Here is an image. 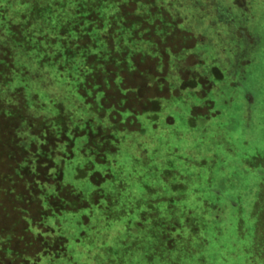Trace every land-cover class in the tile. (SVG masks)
Segmentation results:
<instances>
[{
  "label": "rangeland",
  "instance_id": "374dc122",
  "mask_svg": "<svg viewBox=\"0 0 264 264\" xmlns=\"http://www.w3.org/2000/svg\"><path fill=\"white\" fill-rule=\"evenodd\" d=\"M103 96L96 111L101 135L90 147L80 144L98 148L99 156L88 164V179H64L96 205L78 213L49 209L59 181L46 159L62 132L54 121L59 105L66 118L93 119L85 104ZM127 109L153 122L145 134L141 123L119 116ZM119 120L127 126L116 133ZM162 133L177 138L169 152H156L152 136ZM260 165L264 0H0V264H14L8 253L23 248L35 261L44 245L37 264H61L58 235L69 264L82 259L83 251L70 248L82 237L102 264L106 257L115 264H250L264 228ZM162 179L171 190L189 179L203 187L200 194L183 191L192 202L178 213L191 228L171 223L160 239L177 248L167 253L155 241L160 219L153 212L178 193L164 194ZM205 185L221 200L206 202ZM32 196L50 213L37 212ZM205 204L209 213L202 214ZM230 205L236 208L226 211Z\"/></svg>",
  "mask_w": 264,
  "mask_h": 264
},
{
  "label": "trees",
  "instance_id": "16d2710c",
  "mask_svg": "<svg viewBox=\"0 0 264 264\" xmlns=\"http://www.w3.org/2000/svg\"><path fill=\"white\" fill-rule=\"evenodd\" d=\"M59 55L60 54H58V56ZM38 64H40V63H38ZM32 72H34V70ZM46 72L47 71L45 70V73ZM36 73L40 74V71L38 69H36ZM101 96H102V94H101ZM101 101L102 102L105 101L104 100V96H103L102 99H101V97H100V99H95L94 98L92 102H86V104H85L86 108H87V106L91 107L92 112H93L92 114L94 116L93 119L99 118V116L97 114L98 112H96V111L99 109L100 106L103 105V103L101 104ZM76 103H78V102H77L76 99H74L73 105L75 106ZM59 106H60L59 107V111L60 112H58V114L55 117L54 121H55V124L58 127V129H60V131H62L63 133L61 132L58 135V137H57L58 138L57 150L54 152L53 157L51 159L48 158V157L46 159L45 156L40 157L41 159L43 158V159L47 160L48 166H52L51 168L54 170V173H53L54 177H57V179L59 181V185L56 187V194H57V198H55L56 203H54L52 205L53 207L49 203V206H50L49 209L55 208V209H57V212H62V213L63 212L78 213L81 210H86L91 205L95 206L96 203H95V201L88 202V199L84 198V196L82 194L73 193L70 190L69 182H66L64 179L66 177H68L69 174L71 175L72 179L77 180V181L88 179V172H89L88 169H87L88 168V164H90L94 159H96L99 156V152H97L98 148H92L91 151H90V150H88L86 148H82L84 146H80V144H82V143L89 144V146H87V147H90L93 144L92 143L93 141L90 143V140L91 139L93 140L95 136L101 135L100 134V132L102 131L101 126L104 123V120L103 119H97V122L93 123L94 120L90 119V117H87V118L86 117H83V118L77 117V120H76V118H75V120H74V118L72 119V117L66 118L63 115V113H64L63 105L60 103ZM115 112L118 113L119 111H115ZM124 113H127V114L125 116H123L122 111L119 112V116H121L122 118L124 117V119L125 118H131L130 120L133 122V124L136 123V122L137 123H141L142 134L144 133V130L148 127V124H153V122L152 123L149 122L147 124L144 120H142V119L139 120L137 117H139L140 114H136L132 110L127 109ZM212 119L211 120H212V126H213L214 125V121L216 119L215 120H214V118H212ZM51 123H52V121H51ZM46 124H49V123H46ZM116 124L117 125H119V124L121 125V126H119V129L115 128L116 129L115 132L117 133V132H120L121 130L125 129V127L127 126V121L125 123H123V121L119 120V122L118 123L116 122ZM74 128L78 131V133L75 134V135L74 134L73 135H68L67 133H70L71 130L73 132ZM214 129L215 128H213V130ZM64 131H65V133H64ZM168 131L175 132L176 129H173L172 127L168 126ZM214 131H213V133H214ZM52 132H53V130H52ZM47 135L48 134H45V136H47ZM51 135H53V134H51ZM169 135H170V137L173 136L171 134H169ZM213 135H215V134H213ZM138 136H143V135H138ZM144 136H147V135H144ZM152 137H153L152 140H153L154 146H155V148H157L156 152H158L160 150H162V152H164V151L169 152L170 150H172V144L175 143V141L177 139V138L174 139V137H171V139L165 138V135L163 133L161 134L160 137L158 135H155V136H152ZM48 138H51L50 135L47 136L46 140H49ZM164 138L170 141L169 145L164 143V140H165ZM69 142L71 144H73L71 149H69L68 152L62 150V147H61L62 144H64V143L66 144V143H69ZM156 152H154V154H153V159L154 160H155V153ZM62 154H64V155H62ZM50 156H51V154H50ZM165 156H166V159H167L168 163H169V161L172 162L173 158L170 157V159H169V156H170L169 153H165ZM54 158L55 159L57 158L58 161H54ZM65 160H66V163H65ZM171 164H170V167L171 166L173 168L177 167V166H175V164H172V165ZM179 167L181 169L182 168L183 169L187 168V166L185 167L184 164H183V166H179ZM212 167H210V168H200V169L207 172V170L208 169L210 170ZM103 169H106V167L104 166ZM161 169L162 168H159L157 166V172L158 173H160ZM260 169L263 170L264 166L260 165ZM182 173H183V170H182ZM183 179L186 180L187 176L185 175ZM163 180L164 179H162V181H161L162 182L161 187H162V189L165 190V191H163L164 194L165 193L172 194L174 192L178 193V195L174 194V196H173L174 199H172V200L165 199L164 201H162V199H161L160 202H162L163 208H160L159 210H155V212H153L155 214V217L157 216L160 219V220H157L158 225L154 226V229L158 228V234H157V237L155 238V241H156L157 244H161L160 245V249H163L164 252L167 253V252L172 251L173 249L177 248V246H174V247H171V248H169V247L166 248V246L164 245V243L162 244L161 239H160L164 233H166V232L170 233L169 228H170L171 223L172 222H176L178 220V221H181L182 224H185L186 226H189L188 219H187L188 218L187 214H185L186 215L185 216V215H181V214H184V213H178V210L182 211L184 208H188V206H190V202H192V200H190L188 198L189 196H187V192L188 191H186V192H183V191L185 189L189 188L190 190H193V192H195L197 194L198 193L200 194L202 192L203 187L202 186H200V187L194 186V183H191V182H193L192 179H189L186 183H182L184 185H183L182 188L179 187L180 190L179 189L171 190V189H169V187L166 184V182L165 183L163 182ZM204 190H208V193L211 194L209 199L208 198L205 199V201L209 202V204H211L213 201H217V200L220 201L221 200V197L218 196V194H214L213 193L214 190H216L215 188H212L210 186H206L205 185L204 186ZM179 193H180V195H179ZM183 193H185L186 195L182 196ZM91 196H92V193L90 194V197ZM50 199L51 198L48 197L47 201H49ZM177 199H179L178 202H174ZM29 202H30V204L33 205L34 209H36L37 212H39V211L41 212V215L42 214L46 215L47 213H50V211L48 210V207H47V209L43 208L44 205L42 203V200H37L36 197L32 196V197H30V201ZM171 202H174V205L171 206L170 205ZM208 205H207V207H206V204L204 206L202 205V207L204 208L202 214L209 213V212L205 211V209H208ZM225 207H226V211L236 208L233 205H230V207H232V208H230L229 206L228 207L225 206ZM162 218L165 219L164 222L162 221ZM184 220H186V221H184ZM183 221L186 222V223H184ZM190 223L194 224L195 221H191ZM199 223H200V221H199ZM74 225H75V223H71V225L68 226V228H71V227L77 228V226H74ZM188 228H191V227L189 226ZM188 228L186 227V230H183V232L187 231ZM140 230H141L140 232H143L145 230V228L144 229H140ZM94 233H95V235L97 234L96 231ZM193 233L194 234H192V235H196L198 232L195 231ZM72 234H74V233H72ZM137 236L138 235H134L133 236V238H132V241H134L133 243L139 242V240L141 239L139 236L138 237ZM49 240H50V237L47 236L45 238V241H49ZM85 240H86V238L82 237V240L79 243L78 242H74V243L71 244L70 248L73 247L74 250H75V253L77 255H78L79 251H83L82 259L80 258V256H78V258H76L77 259L76 264H102V263H99L98 259L96 257H94V255H93L96 252V248H94V250H89V251L85 249L86 248V243L84 242ZM256 242H257V247H256V250H255V253H254V255H252L251 253L249 254V257H248L249 258V262H250V264H264V228L262 229L261 233L259 234V237L257 238ZM55 243H56L57 246H59L58 250L60 252V254H58V258L57 259H60L61 264H69L68 261H67V258H66V254H65V248H66V245H67L66 241H65V238H63V236H61V235H58V237H56V239H55ZM69 244H70V242H69ZM29 246H32L31 243H30ZM25 249H27V247ZM42 249H43V252L46 253L47 250L45 249V245H44V247H42ZM42 249L40 248L41 251L39 250L38 253L34 254L33 257H34L35 261L29 260L28 258H26V254H25L26 252H25L24 248L21 249V250H23L22 251L23 253L21 252V250L19 252L16 251V250L10 251L8 253V257L7 258L9 260L13 261L14 264H37V259H39L40 253L42 252ZM33 250H37V247H35V249H33ZM31 251H32V248H31ZM145 256H146V258L148 260H150V262H151V260L154 259L153 252L151 254H150V252H148L147 255H145ZM105 260H107L105 264H109V263L110 264H113V263L115 264L116 263L115 259L111 258V257L110 258L106 257ZM169 261L171 262V258L169 259ZM246 264H248V263H246Z\"/></svg>",
  "mask_w": 264,
  "mask_h": 264
}]
</instances>
